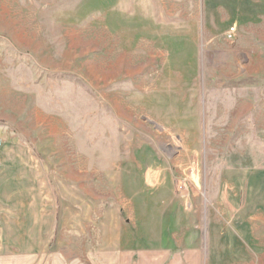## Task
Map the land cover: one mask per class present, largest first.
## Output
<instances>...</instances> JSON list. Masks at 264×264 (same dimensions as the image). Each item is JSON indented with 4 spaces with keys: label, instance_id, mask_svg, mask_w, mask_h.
Returning a JSON list of instances; mask_svg holds the SVG:
<instances>
[{
    "label": "rangeland",
    "instance_id": "1",
    "mask_svg": "<svg viewBox=\"0 0 264 264\" xmlns=\"http://www.w3.org/2000/svg\"><path fill=\"white\" fill-rule=\"evenodd\" d=\"M115 263L264 264V0H0V264Z\"/></svg>",
    "mask_w": 264,
    "mask_h": 264
},
{
    "label": "crops",
    "instance_id": "2",
    "mask_svg": "<svg viewBox=\"0 0 264 264\" xmlns=\"http://www.w3.org/2000/svg\"><path fill=\"white\" fill-rule=\"evenodd\" d=\"M125 247V246H124ZM123 249V248H122ZM121 252L123 251V250H120ZM120 251H119V253H120ZM120 256L118 257V259H117V262H119V260H120ZM116 259V258H115ZM115 264H120V263H115Z\"/></svg>",
    "mask_w": 264,
    "mask_h": 264
}]
</instances>
